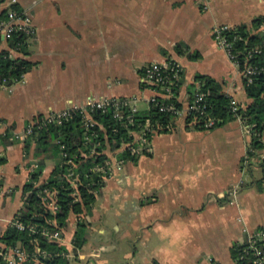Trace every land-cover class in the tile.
I'll return each mask as SVG.
<instances>
[{
  "label": "crops",
  "instance_id": "obj_1",
  "mask_svg": "<svg viewBox=\"0 0 264 264\" xmlns=\"http://www.w3.org/2000/svg\"><path fill=\"white\" fill-rule=\"evenodd\" d=\"M17 6L30 14L37 33L28 54L16 55L35 65L23 82L0 86V234L22 205L31 166L47 156H37L34 141L25 149L24 140L5 139V129L20 133L32 118L89 98L149 96L139 83L142 70L167 59L182 68V108L196 75L213 78L240 105L250 102L239 69L211 29L249 25L264 16V0L243 6L229 0H17ZM179 44L184 54L175 51ZM137 107L146 110L148 103L140 99ZM175 118L173 128L152 137L149 154L115 163L83 218L86 242L73 264H236L231 249L245 242V229H264V175L254 173L264 167V148L249 156L251 131L238 118L213 129ZM44 159L39 182L54 168ZM75 229L71 215L62 235L69 251ZM109 229L118 240L107 236ZM119 250L124 263L116 261Z\"/></svg>",
  "mask_w": 264,
  "mask_h": 264
},
{
  "label": "trees",
  "instance_id": "obj_2",
  "mask_svg": "<svg viewBox=\"0 0 264 264\" xmlns=\"http://www.w3.org/2000/svg\"><path fill=\"white\" fill-rule=\"evenodd\" d=\"M263 22L264 16H257L250 21L249 25H236V33H232L242 38L236 42L240 51L245 47L260 50L250 59L251 63L258 67H264V33L259 30ZM27 45V38L19 34L14 35L7 44L9 49L21 52L23 55L28 54ZM181 46L182 44L175 46V51L180 55L185 53V49H179ZM239 61L242 65V58ZM34 65L35 63L26 58L11 57L8 49H0V79L7 78L8 85L14 84ZM180 76H182V72ZM194 81L200 83V92L205 94V109L208 116L214 120V125L205 128L204 120L192 113L185 121L186 127L213 129L240 117L245 124L251 127L249 156H254L256 150L264 148V143L258 140L257 136L264 135V73L255 76L248 85L242 79L245 94L250 102L244 105L239 104L235 113L230 107L231 96L222 90L217 81L204 75H196ZM180 84L179 80L173 88L177 97ZM194 88V82L188 86L190 104L193 103ZM172 101L177 108H181L182 104L177 99ZM162 102L168 103L170 100L159 99L158 104L149 103L146 110H138L137 112L125 110L123 118L120 120H117L111 111L102 113L97 110L92 112L91 117L97 124L87 129V134L96 132L98 138H93L88 143H85V127L79 113H73L70 118L63 119L60 124H48L42 130H36L31 136L24 139L25 149L34 141L37 156L46 153L47 156L44 158L52 159L54 168L46 180L39 182L45 159L42 158L37 161L36 168L29 174L28 181L23 186L22 205L15 214V217L26 226V229L21 231L14 226H8L0 234V241L8 247L22 245L28 253V258L23 264H73L77 256L76 250H80L86 242L87 225L83 218L90 213L96 199V193L104 185L102 177L93 171V168L96 165L104 164L111 156H115L121 162L136 161L138 154L127 150V148L123 149L122 152H117V149L124 143H130L134 139L133 133L142 130L147 121L156 130L151 135H146L149 143L155 134L166 133L173 128L176 118L169 112L160 111L159 104ZM167 126L169 128H166ZM3 137L9 139L11 137L10 130H7ZM97 140L100 141V145L96 147L95 154L90 155V147ZM142 154H149L146 148L142 150ZM69 159L72 160V168L66 163ZM4 162L5 158H0V165ZM261 167L264 175V167ZM70 171L72 176L68 177ZM74 177H77L79 184L76 189L70 185V181ZM44 189L56 191L57 210L54 213L45 208L41 201L40 194ZM71 215L76 217V229L72 238L73 250L69 251L65 245L50 240L41 231L42 229L49 231L64 230ZM29 226H33L37 232L29 231L27 228ZM243 247L244 245L235 244L231 249V257L236 264H251L250 256L243 254V258H240ZM37 248L40 249V252H37ZM68 253L74 254L72 262L64 256Z\"/></svg>",
  "mask_w": 264,
  "mask_h": 264
},
{
  "label": "built area",
  "instance_id": "obj_3",
  "mask_svg": "<svg viewBox=\"0 0 264 264\" xmlns=\"http://www.w3.org/2000/svg\"><path fill=\"white\" fill-rule=\"evenodd\" d=\"M206 8V7H205ZM236 25L232 24H217L212 27L211 34L216 45L221 48L228 59L239 69V73L242 79L245 80L246 85L250 84L255 76L264 73V67H258L253 65L250 61L251 57L259 53L260 50L253 47H245L242 51L237 47L236 42L242 40L241 37L236 34ZM259 30L264 33V22L260 25ZM37 33V28L33 24V20L30 14L19 8L17 6V0H0V45L5 44V48L8 49L9 55L11 57H17V52L13 49H9L7 44L14 35H23L29 40ZM232 34V35H231ZM242 58V65L240 64V59ZM241 65V67H240ZM182 68L178 62L173 59H167L164 62H151L146 65L139 77V83L141 88L144 90H149L151 94L149 96H133V97H105L100 99L89 98L83 105L71 104L61 110H52L46 114L36 116L32 118L25 126V128L20 132H14L11 134L12 139L24 140L28 136H31L34 131L42 130L46 125L57 123L60 124L63 119L70 118L73 113H79L82 116V123L85 127V143L91 142L94 139L98 138L96 132L87 134V129L97 124L95 120L91 117V113L97 110H100L102 113L111 111L113 116L120 120L123 118V113L125 110L130 112H137L139 109L137 103L140 99L145 100L148 104L154 103L158 104L159 99L161 100H170V102H162L159 104V109L162 112H169L173 117H178L183 115L185 120L194 113L200 119L204 120L205 128H210L214 125V120L208 116L206 112V101L205 94L200 92V83L196 84V89L194 91L193 103H188L186 109L177 108L172 100L177 99V96L173 92L174 86L177 85L181 76ZM24 75L21 76L19 80L15 83H21L24 81ZM14 83V84H15ZM13 85V84H12ZM12 85L7 84V78L0 79V86L5 88H10ZM230 107L232 112H236L239 108V103L234 97L231 96ZM245 128L250 131L251 127L245 124V122L240 118ZM4 127V123L0 120V129ZM163 128V127H160ZM166 128H169L167 126ZM156 130L153 128L152 124L148 121L146 122L144 128L138 132H134V139L130 143H124L122 146L117 149V152H122L123 149L132 151L140 155L143 149H147L149 142L146 137L147 134H152ZM3 131V134H5ZM258 136V140H261L264 143V135ZM100 145V141H96L92 147H90V155H94L96 152V147ZM65 156L64 153H62ZM72 168V160L66 162ZM115 163H121L115 156H111L110 159L106 160L102 165H96L93 168V171L100 174L102 181H105L111 175ZM36 164H33L29 170V174L36 168ZM72 176L70 171L68 177ZM70 185L73 189L78 187V179L74 177L71 179ZM56 191H50L44 189L40 198L44 207L49 211L54 213L57 210L56 205ZM55 224V223H54ZM8 226H14L18 230H25L26 226L20 222L15 216L10 220ZM32 233L37 232L33 226L27 227ZM247 232V238L245 242L241 245H244L242 248V254L240 258H243L244 255L251 257V264H264V229H259L256 231ZM42 234L46 235L50 240L58 241L62 243V233L63 230L56 229L54 231H49L47 229H42ZM37 252H40V249H36ZM73 250V248H72ZM77 251V250H76ZM64 256L70 260L74 259L73 253L64 254ZM28 258L27 251L18 244L14 247H8L2 241H0V264H23ZM207 264H220L219 262L209 259Z\"/></svg>",
  "mask_w": 264,
  "mask_h": 264
},
{
  "label": "rangeland",
  "instance_id": "obj_4",
  "mask_svg": "<svg viewBox=\"0 0 264 264\" xmlns=\"http://www.w3.org/2000/svg\"><path fill=\"white\" fill-rule=\"evenodd\" d=\"M28 1H32V0H28ZM251 0H229V2L232 4V5H239V6H243L245 3L247 2H250ZM28 41V40H27ZM144 104H140L139 107H143ZM262 159H264V157H262ZM261 161V160H260ZM264 165V163H263ZM255 175L256 176H263V170L262 168L260 169H257L255 170ZM23 196V194H22ZM110 239L112 238V240H118L119 237H120V234H117V233H114V231L112 229H109L108 230V235H107ZM117 259L116 261H119L120 263H124V251L123 250H119L118 253H117ZM115 261V260H114Z\"/></svg>",
  "mask_w": 264,
  "mask_h": 264
}]
</instances>
